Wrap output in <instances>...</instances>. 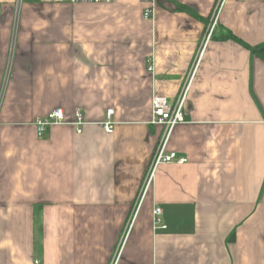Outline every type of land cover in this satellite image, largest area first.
Listing matches in <instances>:
<instances>
[{
  "label": "crops",
  "instance_id": "1",
  "mask_svg": "<svg viewBox=\"0 0 264 264\" xmlns=\"http://www.w3.org/2000/svg\"><path fill=\"white\" fill-rule=\"evenodd\" d=\"M219 2L0 0V264H264V59L223 40L263 45L264 0H225L212 29ZM187 87L167 140L187 162L144 195L152 100Z\"/></svg>",
  "mask_w": 264,
  "mask_h": 264
},
{
  "label": "built area",
  "instance_id": "2",
  "mask_svg": "<svg viewBox=\"0 0 264 264\" xmlns=\"http://www.w3.org/2000/svg\"><path fill=\"white\" fill-rule=\"evenodd\" d=\"M24 0H18V6L23 3ZM57 3H72V4H102V3H112L114 0H53ZM147 8L144 12L145 19H152L155 14V7H156V0H144ZM225 0H220L216 14L213 19V27L217 26L219 15L221 9L224 5ZM1 14V13H0ZM211 29V30H212ZM213 30L207 35V39L205 45L208 44L212 37ZM205 47V46H204ZM204 51V50H203ZM203 52L201 53L200 57L198 58L195 68L200 63V59L202 57ZM189 91V87L185 89V91L179 97L177 103L174 106H170L167 100L164 97L155 96L152 100V108H153V118L151 121V125L156 127H162L166 130V139L164 142L159 146L158 150L156 151L151 167L148 173V177L146 180V187L144 189V195L149 191L153 179L155 177L157 169L163 164H171L177 163L183 165L187 162L186 159L180 158L177 153L175 152H168L167 151V140L168 136L172 133V131L179 125L186 122L185 120V109H186V101H187V94ZM4 100V91L0 92V109L2 107V103ZM114 111L110 110L107 113V122L104 123V130L108 134H112L115 130V124L113 122ZM76 121L74 126L77 127L78 133L83 132V127L86 126V121L84 118L83 113L80 110H77L75 113ZM67 124L65 112L62 109H57L49 113L46 117L40 118L37 121V131L39 136H43L50 128L57 126V125H64ZM162 211L160 209L155 210L154 212V220L156 225H160L161 228L165 229V226H162ZM36 264H40V261H36Z\"/></svg>",
  "mask_w": 264,
  "mask_h": 264
},
{
  "label": "trees",
  "instance_id": "3",
  "mask_svg": "<svg viewBox=\"0 0 264 264\" xmlns=\"http://www.w3.org/2000/svg\"><path fill=\"white\" fill-rule=\"evenodd\" d=\"M224 41L226 40H232L235 41L239 44H241L242 46H244L246 49L250 50L252 52L253 55H257L260 58L264 59V54L262 53L261 49L264 47V44L258 47H250L249 45H247L246 43L242 42L240 39H238L234 34L232 33H228L224 38ZM230 241H235V233L230 237Z\"/></svg>",
  "mask_w": 264,
  "mask_h": 264
},
{
  "label": "water",
  "instance_id": "4",
  "mask_svg": "<svg viewBox=\"0 0 264 264\" xmlns=\"http://www.w3.org/2000/svg\"><path fill=\"white\" fill-rule=\"evenodd\" d=\"M262 53L264 54V47L261 49Z\"/></svg>",
  "mask_w": 264,
  "mask_h": 264
}]
</instances>
